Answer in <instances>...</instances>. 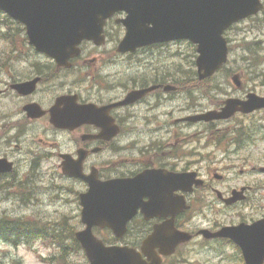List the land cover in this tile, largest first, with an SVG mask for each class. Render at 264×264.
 <instances>
[{
  "label": "flooded vegetation",
  "instance_id": "obj_1",
  "mask_svg": "<svg viewBox=\"0 0 264 264\" xmlns=\"http://www.w3.org/2000/svg\"><path fill=\"white\" fill-rule=\"evenodd\" d=\"M254 6L257 10L244 21L264 18V0H256ZM124 15L117 12L104 21L101 43L82 41L77 54L68 59L69 66H59L55 59L36 50L22 25L21 44L2 51L0 193L15 194L21 207L30 209L48 204L54 192L56 197L58 193L75 194L71 206L79 210L81 196L88 200L87 206L94 204L96 208L103 207L101 199L115 196L120 203L116 209L117 234L107 227L92 230L105 245L134 248L145 260L159 257L158 264H183L182 259L201 251L221 260L236 257L239 264H245L243 250L233 238L214 234L229 231L235 237L253 240L255 247L264 248V243L255 242L256 237L264 235V184L236 182L233 165L225 162L240 156H232L230 150H215L213 159L215 166L224 165L229 182L224 174L211 168L212 164L204 171L198 158L186 161L184 155H178L172 158L178 163L170 161L167 149L156 141L181 139L154 137L153 133L154 129H167L165 126L169 125L168 111H162L159 119L160 105L170 103V91L164 88L169 81L168 71L154 74L153 49L162 44L121 52L119 41L114 42L112 36L119 29L124 33L120 21ZM19 82L25 84L21 93L14 88ZM154 84L158 88L149 89ZM142 90L144 93L132 102L118 104L130 92ZM71 104L78 108L74 114L67 108ZM54 116H58V123ZM199 123L177 118L173 125L194 128ZM139 141L146 144L139 146ZM197 151L194 150L195 154ZM146 169L191 174L193 185L187 186L183 180L168 187L154 173L148 179L145 174L140 176L147 183L148 192L122 194V187L114 193L89 192L91 183L134 178ZM250 170L264 174V166ZM243 173L240 169L239 174ZM197 179L202 184L195 185ZM145 204L144 211L141 207ZM33 218L35 215H21V222L33 223ZM177 234H187L189 238L172 248L158 241L155 246L149 242L142 249L148 238L177 240ZM167 251L171 252L163 254Z\"/></svg>",
  "mask_w": 264,
  "mask_h": 264
},
{
  "label": "water",
  "instance_id": "obj_2",
  "mask_svg": "<svg viewBox=\"0 0 264 264\" xmlns=\"http://www.w3.org/2000/svg\"><path fill=\"white\" fill-rule=\"evenodd\" d=\"M256 0H0V10L26 25L29 41L39 51L45 52L63 63L72 54L75 45L82 39L99 40L102 23L106 17L117 10H124L123 19L126 26L125 37L121 41V50L133 49L136 46L173 39H188L197 43L199 55L196 58L199 78L212 75L225 61L227 48L222 32L233 22L255 12ZM66 63V62H65ZM64 63V64H65ZM233 81L238 85L237 77ZM21 92V84L15 86ZM174 89L173 86H167ZM151 89V88H149ZM144 93L132 92L129 99L119 104L134 100ZM69 113L74 114L78 108L71 104ZM264 108V96L248 93L246 99L227 98L219 111L208 110L204 113L188 116V121H211L226 119L235 112L249 113ZM56 119L59 121L58 116ZM54 119L55 123L58 121ZM148 172V173H147ZM150 178L154 173L142 172ZM130 180H110L91 183L89 192L97 195L99 190L116 192L122 187V194L147 190L140 176ZM190 174L159 173L165 185L172 187L181 181L191 185ZM201 184V181H195ZM102 208L83 202L82 220L86 229L76 233L90 264H158V259L149 257L150 263L141 260L140 254L126 247H105L90 232L91 225L104 220V224L116 230L117 208L120 203L115 196L101 199ZM129 201V200H125ZM135 201V200H133ZM134 212V211H133ZM104 226V225H102ZM240 229V228H239ZM230 236L242 248L246 264H261L264 259V248L253 246L254 241L248 238L235 237L229 231L217 233ZM177 240L171 238H148L144 241L143 250L149 242L155 246L158 241L171 248L180 241L187 240L188 235L177 234ZM256 243H264V235ZM250 243V248L248 246ZM171 250V249H170ZM169 252V251H167Z\"/></svg>",
  "mask_w": 264,
  "mask_h": 264
},
{
  "label": "rangeland",
  "instance_id": "obj_3",
  "mask_svg": "<svg viewBox=\"0 0 264 264\" xmlns=\"http://www.w3.org/2000/svg\"><path fill=\"white\" fill-rule=\"evenodd\" d=\"M3 33H7L6 36H3ZM122 34L121 29L116 31L112 36L114 42H118ZM227 37L229 40L227 64L207 82L199 81L197 76L194 79L189 77L197 73L195 64L194 66L192 64V61L195 62L193 46L188 42H170L154 47V74L168 71V83L175 85L177 90L170 92L169 104L162 103L159 107V119L162 118V111L169 112L170 126H165L168 127L167 129H154L153 133L154 137L181 139V141H156L167 149L171 162L178 163L172 159L178 155H184L186 161L198 158L205 166L204 171L212 164L211 168H215L216 173L227 177V172L222 168L224 165L215 166L213 159L215 150H230L232 156L236 154L240 156L239 159L225 162L226 165H233L232 174L235 173L233 178L236 182L242 180L252 185H262L264 174L250 169L253 166L255 170L264 166V110L255 111L244 119L241 114H237L239 118L233 120L216 119L217 121L210 123L200 121L194 128L173 125L177 118L196 113L192 111L202 112L221 106V101L227 97L243 96L249 91L264 94V43L262 42L264 18L238 22L232 30L227 31ZM21 40V23L0 12V57L2 51L11 45H20ZM235 74L238 75L240 87L233 82ZM185 75L188 76L187 82L182 78ZM191 89L196 91L193 93ZM243 124L247 126L243 128ZM235 127H238V131L233 134ZM249 135L251 139H245ZM138 144L141 146L146 144V141H139ZM195 149H198L196 154ZM218 155L221 156L219 152ZM240 169L244 170L243 174H239ZM226 180L229 182L228 177ZM58 181L69 182L65 179ZM74 200L75 194L58 193L56 197L54 192L48 204L30 209L21 207V202L17 200L15 194L0 193V217L21 219V215H31V217L35 215L36 218L31 219L32 222L45 226L49 231L43 240L33 239L30 243H21L17 246L0 240V264H11L13 261H19L20 264H47L46 258L48 256H51V260L56 258L61 250L56 237H60L62 243L68 245L64 257H70V260L66 263L89 264L82 254L74 250L72 243L74 232L83 227L79 220L80 210L71 206ZM56 229L60 231L59 236ZM211 256L201 251L185 257L182 261H185L183 264H239L236 257L221 260Z\"/></svg>",
  "mask_w": 264,
  "mask_h": 264
},
{
  "label": "trees",
  "instance_id": "obj_4",
  "mask_svg": "<svg viewBox=\"0 0 264 264\" xmlns=\"http://www.w3.org/2000/svg\"><path fill=\"white\" fill-rule=\"evenodd\" d=\"M7 33H3V36H6ZM207 81V80H206ZM236 127L234 129L235 133ZM245 139H251L250 135L249 137H245ZM57 230V229H56ZM48 229L45 226H22L21 220L19 219H10V218H0V239L9 242L14 245H18L23 240H29L34 237H37V233H39L42 238L47 237ZM60 235V231L57 230V236ZM57 243L60 245L61 250L56 256V258H53L50 262L51 264H68L66 263V257H64V254L66 252V249L68 248V245H65L62 243V240L60 237H56ZM72 243L74 244V247L78 246L79 244L72 236ZM11 264H20L19 261H13ZM49 264V263H48Z\"/></svg>",
  "mask_w": 264,
  "mask_h": 264
}]
</instances>
